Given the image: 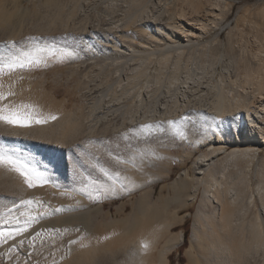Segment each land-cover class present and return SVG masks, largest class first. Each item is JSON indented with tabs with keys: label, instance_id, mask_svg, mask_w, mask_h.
Masks as SVG:
<instances>
[{
	"label": "bare ground",
	"instance_id": "obj_1",
	"mask_svg": "<svg viewBox=\"0 0 264 264\" xmlns=\"http://www.w3.org/2000/svg\"><path fill=\"white\" fill-rule=\"evenodd\" d=\"M226 3L0 0V42L43 37L59 47H74L84 64L77 91L81 101L72 109L26 72L20 83L11 78L5 82L13 83L17 101L34 103L57 119L31 128L0 125V147L51 161L52 178L61 188H28L18 174L0 168V213L5 205L19 207L21 198L39 197L50 205L49 215L0 246V255L4 252L7 258L0 264H151L149 259L156 255L159 264H168L169 253L183 244L185 232L162 222L167 208L154 200V189H146L137 170L129 167L127 172L136 187L117 194L143 190L137 207L107 224L95 218L94 211L101 206L89 208L85 196L73 193L72 198L62 192L73 185L77 145L103 140L124 148L122 133L143 123L183 116L192 121L187 140L171 138L165 131L149 145L159 154L161 149L169 153L173 146L187 142L210 143L195 158V176L188 182L190 175L184 173L187 181L181 184L182 190L177 188L178 180L174 184L177 199L185 192L195 202L202 193L186 249L188 264H264V156L259 150L264 151V22L250 21V32L231 24L229 44L223 49L221 32L212 41L202 42L204 35L225 28ZM236 48L248 56L237 57ZM226 55L233 58L227 60ZM217 125L216 134L209 132L204 140L198 139L201 126ZM226 136L242 148L229 150L215 144ZM90 147L96 151L98 146ZM99 155L105 158L103 152ZM151 162L150 157L145 159L139 172L148 171ZM61 206L74 210L51 212ZM16 227L5 225L0 230ZM65 228L70 231L45 232L29 242L42 229ZM20 240L24 244L15 247ZM72 240L79 242L70 244ZM141 241H148L146 251ZM10 249H15L14 257H9Z\"/></svg>",
	"mask_w": 264,
	"mask_h": 264
},
{
	"label": "snow or ice",
	"instance_id": "obj_2",
	"mask_svg": "<svg viewBox=\"0 0 264 264\" xmlns=\"http://www.w3.org/2000/svg\"><path fill=\"white\" fill-rule=\"evenodd\" d=\"M79 57V53L74 47H59L54 43H49L43 37H27L22 41L8 40L0 42V125L12 128H31L36 125H44L49 121H54L57 116L43 112L34 103L17 101L18 95L14 90L13 83L5 84L3 78H11L16 75L18 80L24 77L22 73L32 72L50 67L53 63H64ZM213 120L218 118L213 117ZM192 121L188 116L179 119H169L167 121L148 122L140 124L122 133L120 139L125 142L124 149H120V144L115 145L113 150L111 141H88L77 145L79 149L76 159L73 161V185L70 189H65L62 195L73 197V193L85 196L87 199L100 202L104 199L112 198L120 192H130L136 187V181L127 174L129 167L137 171H143L144 161L149 157L164 159L156 153L155 148L149 145V141L157 134L168 132L171 138L179 140L188 139V126ZM216 128L211 126L205 128L201 126L199 134L201 138L206 137L209 132L216 134ZM133 141H136L133 143ZM199 142V141H198ZM144 146L141 147L140 145ZM92 145H96L97 150L92 151ZM103 152L107 159H102L99 155ZM51 161L47 163L37 156L29 153L27 155L10 150L7 147H0V168L18 174L23 183L28 188L52 186L61 188L52 178V168L49 167ZM79 204V201H77ZM26 209L21 211L20 209ZM46 208L50 205L39 197L20 200V206L11 207L5 205L4 211L0 213V227L5 225H16L14 230H0V244L27 232L33 225L40 222L44 215H49ZM44 209L43 215L41 210ZM69 206L52 209V213L73 211ZM68 232L70 229L40 230L31 237L30 243L44 235L45 232ZM79 231V229H76ZM107 238V237H105ZM83 238H81L82 241ZM79 241L72 240L70 244ZM23 240L15 247L22 246ZM82 247H86L81 243ZM143 250L149 247L148 241H141ZM9 250V257L11 251ZM38 264V262H37Z\"/></svg>",
	"mask_w": 264,
	"mask_h": 264
},
{
	"label": "rangeland",
	"instance_id": "obj_3",
	"mask_svg": "<svg viewBox=\"0 0 264 264\" xmlns=\"http://www.w3.org/2000/svg\"><path fill=\"white\" fill-rule=\"evenodd\" d=\"M26 5H28V3H26L25 6ZM226 5L228 9V13L226 14L228 21L224 23V25L226 24L225 28H219L214 32L204 35V40H202V42L212 41L215 37L218 36V32H221V41L223 42V45L220 44L221 49L229 44L227 34L229 32V27H231V24L233 27L239 26L240 28H243L246 31L250 32L248 24L250 21L260 19L262 22H264V0H227ZM216 9L218 10L219 8ZM201 13L205 14L206 11L203 10ZM228 22H230V24H227ZM236 56L242 57L248 56V54L244 53L239 48H236ZM230 57V55H226L227 60L233 58ZM85 58H88V56H85ZM83 65V59L81 57H78L75 60L66 61L64 63H53L48 68L26 72V74L28 73L27 75H29L31 79H33L34 81H38L39 84H42L44 90L48 94H50V96L63 101L66 108L72 109L74 104H78L81 101L80 97L77 94V91L78 85L83 78V75L80 73L84 69ZM14 76L15 75L11 77V81L12 79L17 83H20V81H22L18 80L16 76ZM7 79L10 78L4 77V82H6ZM198 139L200 141L204 140V138H201L200 134L198 135ZM209 144L210 143L205 146H201L196 143L187 142L185 146H173L169 153H166L168 152L167 150L161 149L158 155L163 156L164 159H156L155 157H150L151 161L154 160V162H151L149 164L148 171H137V173H139L140 179L146 182V189H154V200H156L161 207L167 208V211L163 215L162 222L166 225H178L177 227H175L174 231L183 229L185 232V243L169 253L168 264H188L186 249L190 244L194 215L202 196V193L198 194V199L195 202H192L189 200L190 195L182 192L181 198L177 199L175 197L177 193L174 189V184L178 180L177 188L179 190H182L181 184L187 181L183 179L184 173L187 171L190 175L188 182L195 176L193 167L195 158L201 152L208 150V148L210 147ZM215 144L226 146V148H228L229 150L233 148H242L235 145L233 142H230L228 136L218 142H215ZM120 149L123 150L124 148L120 146ZM113 150L115 151V145H113ZM259 150H261L260 157H263V147H261ZM104 159L107 158L105 157ZM142 192L143 190H139L134 194H119L112 198L104 199L100 202L88 200L90 202V207H88L98 208V206H101L100 209L97 210V212L94 211V215L96 220L100 224H107L111 221L122 219L131 214L134 210V207H137L140 199V194ZM88 207L85 206L84 210H87ZM187 212L189 214L184 220L183 224H181V219ZM13 239L8 240L6 243L10 242ZM163 242L164 239L162 238L158 243V248L161 247ZM3 244L5 245V243ZM3 244H0V246H3ZM3 253L4 252H2V255H0L2 256L0 258H5V255ZM153 253L156 255L157 250H155ZM11 257H14V255H12ZM4 258L0 260L7 261V258H5L6 260ZM153 259L154 260L149 259L150 262L153 261L151 262V264H159L157 255ZM3 261L2 264H5L3 263Z\"/></svg>",
	"mask_w": 264,
	"mask_h": 264
},
{
	"label": "trees",
	"instance_id": "obj_4",
	"mask_svg": "<svg viewBox=\"0 0 264 264\" xmlns=\"http://www.w3.org/2000/svg\"><path fill=\"white\" fill-rule=\"evenodd\" d=\"M184 243H185V241L183 242V244H184ZM183 244H182V245H183ZM182 245H181V246H182Z\"/></svg>",
	"mask_w": 264,
	"mask_h": 264
}]
</instances>
